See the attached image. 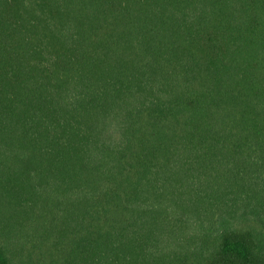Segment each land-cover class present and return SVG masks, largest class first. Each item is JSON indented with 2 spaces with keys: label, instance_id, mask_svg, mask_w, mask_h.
I'll return each mask as SVG.
<instances>
[{
  "label": "trees",
  "instance_id": "obj_1",
  "mask_svg": "<svg viewBox=\"0 0 264 264\" xmlns=\"http://www.w3.org/2000/svg\"><path fill=\"white\" fill-rule=\"evenodd\" d=\"M0 264H264V0H0Z\"/></svg>",
  "mask_w": 264,
  "mask_h": 264
}]
</instances>
